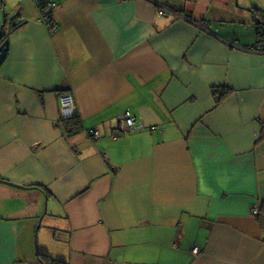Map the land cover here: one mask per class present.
Segmentation results:
<instances>
[{"label":"crops","instance_id":"1","mask_svg":"<svg viewBox=\"0 0 264 264\" xmlns=\"http://www.w3.org/2000/svg\"><path fill=\"white\" fill-rule=\"evenodd\" d=\"M56 1L51 32L34 0H0L10 32L0 264H43L39 249L68 264H264L254 11L241 16L235 0ZM219 87L230 92L217 102ZM63 91L76 100L74 133L60 118ZM126 111L140 127L113 138Z\"/></svg>","mask_w":264,"mask_h":264},{"label":"built area","instance_id":"2","mask_svg":"<svg viewBox=\"0 0 264 264\" xmlns=\"http://www.w3.org/2000/svg\"><path fill=\"white\" fill-rule=\"evenodd\" d=\"M35 3L39 7V11L41 14V22H43L49 31L56 32L58 30V23L54 19V11L58 6V2L56 0H34ZM152 2H157L156 0H151ZM175 9V8H174ZM172 7L164 6L159 10L161 15H165L167 12H171L174 14L177 13ZM180 15V14H179ZM59 109H60V118L63 121L71 120L76 116L77 104L75 97L70 91H63L59 93ZM117 125L118 132L112 135L113 138L119 137L120 134H123L127 131L134 130L140 127L138 125L135 115H133L130 111H126L117 117ZM91 137H99L100 130L91 129L88 131ZM253 214L258 213V209L252 210ZM195 253L199 251V247H195L193 249Z\"/></svg>","mask_w":264,"mask_h":264},{"label":"trees","instance_id":"3","mask_svg":"<svg viewBox=\"0 0 264 264\" xmlns=\"http://www.w3.org/2000/svg\"><path fill=\"white\" fill-rule=\"evenodd\" d=\"M257 10H260V9H257ZM183 17H187V16H185L183 14ZM194 21L199 22L197 20H194ZM255 23H256L255 24V30L257 33V38L260 39L264 35V24L263 23L261 24L258 20H256V18H255ZM15 24L12 23L10 30H13L16 27ZM200 24H202V23H200ZM5 26H6V22L3 26L1 33H0V43H2L3 41H5L6 39L9 38L10 32H9V30L5 29ZM229 92H230V88H225V87H219V88L213 89V93L217 99V102H219L223 98V96L228 95ZM66 123L67 124L65 126H66L68 133H74L76 130H78L79 121L76 119V117L72 118L71 120H67ZM72 125L75 126L74 129L72 128ZM57 237L62 239V237L60 235H57ZM38 259L43 264H68L67 258L59 256V255L50 254L47 250L43 251L42 249H39V251H38Z\"/></svg>","mask_w":264,"mask_h":264},{"label":"rangeland","instance_id":"4","mask_svg":"<svg viewBox=\"0 0 264 264\" xmlns=\"http://www.w3.org/2000/svg\"><path fill=\"white\" fill-rule=\"evenodd\" d=\"M250 1H251V4H252L253 8L252 7H250V8L249 7H246V5H243L242 1H239L238 0V2H236V0H235L236 7H241V9H243V10H239V11H241L239 13H241V16H243V15H247L246 14L247 13L246 11H249V12H253L254 11L255 16H256L255 17L256 20L261 21V22L264 23V0H245V4L247 2H250ZM255 5H257L260 10H257L255 8ZM169 13H171V12H169ZM252 19H254V15H253ZM230 20L231 19H226V21H230ZM224 25L227 26V25H232V24H229V22H225ZM255 42H256V39H255Z\"/></svg>","mask_w":264,"mask_h":264},{"label":"water","instance_id":"5","mask_svg":"<svg viewBox=\"0 0 264 264\" xmlns=\"http://www.w3.org/2000/svg\"><path fill=\"white\" fill-rule=\"evenodd\" d=\"M236 2H238V0H236ZM6 20L4 19V23L2 24L1 28H0V33L3 29V26L5 24ZM261 24L263 22L259 21ZM264 24V23H263ZM8 47H9V39H6L5 41H3L2 43H0V66L1 64L4 62L6 56H7V52H8ZM0 181H3L5 182L4 180L0 179ZM8 183L12 184V185H15L17 187H23L22 185H18V184H15V183H12V182H9ZM42 219V218H41ZM40 219V220H41ZM41 222V221H40Z\"/></svg>","mask_w":264,"mask_h":264}]
</instances>
